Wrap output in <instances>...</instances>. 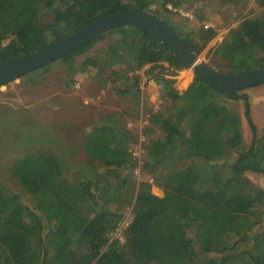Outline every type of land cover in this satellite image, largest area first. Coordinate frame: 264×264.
Masks as SVG:
<instances>
[{"label": "trees", "instance_id": "16d2710c", "mask_svg": "<svg viewBox=\"0 0 264 264\" xmlns=\"http://www.w3.org/2000/svg\"><path fill=\"white\" fill-rule=\"evenodd\" d=\"M159 2L0 0V65L116 12H143L160 20L157 9L150 11ZM175 3L163 0L160 6L169 12L165 5ZM43 10L50 12L51 22H43ZM176 34L190 51L198 55L202 50L194 37ZM107 36L112 41L101 56L76 64L77 56ZM213 36L206 30L195 38L205 44ZM215 55L227 61L232 72L264 68V14L243 21ZM164 61L184 69L156 35L121 26L25 76L33 81L61 63L71 81L76 72L95 68L108 80L127 78L138 100V77L128 74L151 65L147 75L157 76L161 98L170 105L148 114L143 135L156 136L145 146L142 169L152 182H141L135 194L125 174L137 166L129 150L133 138L117 113L107 116L109 125L93 126L81 141L87 178H69L52 152L14 160L9 172L29 195L31 206L0 187V264H264V228L254 230L263 215L264 191L244 177L246 172L264 173V128L258 134L246 95L223 93L243 101L251 132L245 147L241 117L225 105L223 94L197 76L179 94L172 80L161 72L154 75ZM122 64L126 69L114 70ZM233 154L234 161L225 167ZM151 183L162 188V197L151 193ZM132 199L135 209L123 242H109L122 221L121 209Z\"/></svg>", "mask_w": 264, "mask_h": 264}, {"label": "rangeland", "instance_id": "374dc122", "mask_svg": "<svg viewBox=\"0 0 264 264\" xmlns=\"http://www.w3.org/2000/svg\"><path fill=\"white\" fill-rule=\"evenodd\" d=\"M162 1L160 0L158 4L152 6L150 11L157 9L160 12L157 17L167 23V26L169 25L179 34H189L194 37V42L198 46H203L199 54H196L200 61L221 74L243 73L232 72L228 62L217 57L215 51L221 44L229 41L231 32L243 21L264 14V1L176 0L175 6L172 4L165 5L169 12L161 9ZM42 16L44 23L52 21V15L49 11L43 10ZM206 30H212L214 36L210 41L203 44L204 41L195 38V36L202 35ZM111 41L112 38L109 36L97 41L87 52L75 58L76 64L79 65L88 58L101 56L102 51ZM64 66V64L57 63L52 65L45 74L40 73L33 77V81L22 77L0 87V187L17 194L24 205L31 206L29 195L9 172V168L14 160L29 153L38 152H52L60 158L65 174L69 178H87L89 168L86 164L87 157L83 153L81 141L93 126L99 128L104 124L109 125L111 120L109 121L107 116L117 113L119 117L124 118L126 128L130 130L131 137L134 139V141L131 140L129 150L137 159V166L125 174H129V186L134 189L135 194L141 182H152L146 171L142 169L145 146L149 139L156 136V133L143 135L142 131L147 126L146 117L155 108L157 111H161L166 103L161 98L157 76L147 75L151 65H146L140 70L128 74V77H138V82H141V78L146 80L144 83H146L147 88L141 91L139 87L141 92L138 95V100L132 96L133 90L130 88V81L127 78L113 77L108 80V78H102L95 68L73 74V78L81 74L88 75L89 79L95 78L97 80V82H90L85 77L81 78L82 84L81 82L80 84L83 92L88 90L91 94L96 95L105 87L100 99L92 98V95L89 97L87 106L93 108L88 110L82 109L80 105V100H87L88 96L79 93V89H75L77 84L75 86L74 79L72 78L70 81L65 75ZM126 66L127 64L116 65L114 70H123L126 69ZM157 66L154 75L161 72L164 78L172 80L171 87L179 94L185 91L194 80L195 75L185 68L176 70L166 61L160 62ZM108 72L110 71H106L104 74ZM107 84L113 85V90L108 89ZM63 90L70 94L69 97H55L51 102L56 107L61 106L62 109L57 108L53 112L46 111L43 107L45 102H42V96H46L50 91L52 94L58 95ZM238 93L246 95L248 98L251 120L259 134L264 128V84L240 90ZM140 95L142 102L139 103ZM222 101L229 109L240 115L243 144L247 147L251 141V132L244 116L243 101L230 99L225 94L222 95ZM169 105L166 103V108ZM233 161L234 154L230 160L225 161L224 166L227 167ZM98 169L104 171L102 167H98ZM244 177L254 187L264 191V173L246 172ZM150 191L158 197L163 196L162 188L156 184L151 183ZM134 209V199L121 209L122 220L126 221L127 225L133 218ZM260 210L263 215L254 230L264 228V206ZM111 233L109 242L117 240L115 236H111ZM251 244L249 242L247 247L250 248ZM200 261L203 260L200 258Z\"/></svg>", "mask_w": 264, "mask_h": 264}, {"label": "water", "instance_id": "95a60500", "mask_svg": "<svg viewBox=\"0 0 264 264\" xmlns=\"http://www.w3.org/2000/svg\"><path fill=\"white\" fill-rule=\"evenodd\" d=\"M121 26L139 27L156 35L181 66L221 94L264 84V68L229 75L218 73L200 61L169 26L143 12L128 10L103 16L52 44L1 64L0 87L61 59L97 36Z\"/></svg>", "mask_w": 264, "mask_h": 264}, {"label": "crops", "instance_id": "0c3cea01", "mask_svg": "<svg viewBox=\"0 0 264 264\" xmlns=\"http://www.w3.org/2000/svg\"><path fill=\"white\" fill-rule=\"evenodd\" d=\"M74 76V75H73ZM73 76H72V78H73ZM83 77H85V78H87L88 79V81H90V82H93V81H95V82H97V80H95V78L94 79H89L88 78V75H81V74H79V75H77V76H75L73 79H74V81L76 82V83H74V85L76 86V84H78L79 86L77 87V88H75V89H79L80 91H79V93H84V94H86L87 96H88V98H86L87 100H80V105H81V107H82V109H86V110H88V109H91V108H93L92 106H89V107H86V105L88 104L87 103V101H89L90 100V96L92 95V98H99L100 99V97H102L101 96V93H103L104 92V90H105V87L103 88V90H100V92H97L96 93V95H93V94H91L88 90H86V92H83L81 89H82V81H81V78H83ZM80 82H81V84H80ZM74 86V87H75ZM106 87L108 88V89H110V90H113V85H106ZM141 92V91H140ZM78 93V94H79ZM57 94H52V92L50 91V93L49 94H47L46 96H42V102H45V104H44V109L46 110V111H50V112H53V111H55V109L57 110V108H60V109H62L61 108V106H58V107H56V105H54V104H52L51 102H53L52 100L55 98V97H63V98H67V97H69V93H67L66 91H62V92H59V94L56 96ZM68 95V96H67ZM79 96V95H78ZM104 97V96H103ZM89 99V100H88ZM140 102H142V97H141V95H140V98H139V103ZM60 105V104H59ZM63 105V104H62ZM63 109H64V106H63ZM50 114V113H49ZM47 115V114H46ZM90 119V118H89ZM127 119V118H126ZM49 122H50V120H48ZM90 121V120H89ZM89 121L87 122V124L89 123ZM96 125V124H95Z\"/></svg>", "mask_w": 264, "mask_h": 264}, {"label": "built area", "instance_id": "2783aa9c", "mask_svg": "<svg viewBox=\"0 0 264 264\" xmlns=\"http://www.w3.org/2000/svg\"><path fill=\"white\" fill-rule=\"evenodd\" d=\"M143 79L141 78V80H140L141 82H139V87H140L141 91H144L147 88L146 83H144L146 80H143ZM78 86L79 85L77 84V87ZM155 97L157 98V96H155ZM156 109L157 108L154 109V112L157 111ZM147 118H148V116L146 117V120H147ZM126 225H127V222L124 221V220H122L121 222H119L118 225L116 226V228L111 233V236L112 237L115 236L118 241L123 242V232L126 229Z\"/></svg>", "mask_w": 264, "mask_h": 264}]
</instances>
